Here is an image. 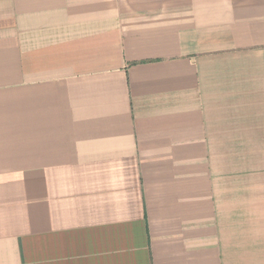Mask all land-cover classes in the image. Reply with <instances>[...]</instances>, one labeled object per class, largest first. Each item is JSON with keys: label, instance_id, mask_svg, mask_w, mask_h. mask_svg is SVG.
Instances as JSON below:
<instances>
[{"label": "crops", "instance_id": "obj_1", "mask_svg": "<svg viewBox=\"0 0 264 264\" xmlns=\"http://www.w3.org/2000/svg\"><path fill=\"white\" fill-rule=\"evenodd\" d=\"M0 264H264V0H0Z\"/></svg>", "mask_w": 264, "mask_h": 264}]
</instances>
